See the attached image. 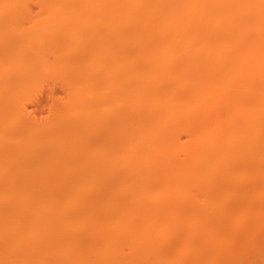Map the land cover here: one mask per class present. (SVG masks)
<instances>
[{
    "label": "bare ground",
    "instance_id": "1",
    "mask_svg": "<svg viewBox=\"0 0 264 264\" xmlns=\"http://www.w3.org/2000/svg\"><path fill=\"white\" fill-rule=\"evenodd\" d=\"M33 1L0 0V77L57 75L67 100L43 126L1 99L0 264H187L179 240L220 194L264 210L241 192L264 183L247 161L264 150V0ZM95 119L116 142L74 150Z\"/></svg>",
    "mask_w": 264,
    "mask_h": 264
},
{
    "label": "rangeland",
    "instance_id": "2",
    "mask_svg": "<svg viewBox=\"0 0 264 264\" xmlns=\"http://www.w3.org/2000/svg\"><path fill=\"white\" fill-rule=\"evenodd\" d=\"M38 1L40 0L33 1L34 13H37L40 10L39 7L37 6ZM5 38H6L5 35L0 33V45L4 44L2 42H5ZM18 75L19 74L14 73L12 77H10L11 79H13V81L11 80L12 82H10V80H7L10 78L7 77L3 78L2 76L0 77V79H2L0 81V96H1L0 102H3L4 100L5 101L10 100L12 101L13 105H11L12 104L11 102H9V105H11V107L13 106L14 109L15 103L13 101L19 102L22 99L20 102L23 103L24 101H26L25 103L28 104L29 110L32 111L33 115L38 120L39 122L38 124L41 125L44 124L43 126H45L47 123L51 124L49 122H52L57 115L54 114V110L55 109L58 110V108L60 110L65 108L64 105L67 100V91L63 81H61L60 78L57 77V75L47 76L44 78L38 77L37 72L35 70L30 76L27 77L26 80H19ZM15 87L16 89L14 90ZM21 88L22 91L19 93L18 89L21 90ZM11 89H13L14 91L18 90L19 94H17V92H13ZM34 96L37 98L35 99ZM32 98L34 99L33 101L31 100ZM1 99L4 100L1 101ZM1 105L2 106H0V111L3 112L5 107L8 105L5 106H3V104ZM11 107L8 106V109L4 111L10 113L11 110L9 111V109ZM12 112H15V110H13ZM230 113L231 111L228 108L227 104L222 106V108L218 112V120L224 124H230L229 122ZM81 117H83V120H87L89 118L86 115L85 116L75 115L73 118L78 120ZM91 123L92 124L90 125L92 126V128H90L89 125L82 124V122L79 123L78 126L82 124L81 125L82 128L80 129L81 138L78 140L83 141L84 144L81 145V143H78L77 140L71 144L73 145L72 148H74V150H80L83 147L84 151L87 150H88L87 152L98 151L97 153H99V151L101 152V150L110 149L112 144L116 142L115 134L117 132L118 126L116 124L113 125V124L103 123L96 119L93 120ZM109 139H111V141H108ZM68 140L70 141V139ZM117 143H118V138H117ZM258 151L260 153V150ZM262 151L264 152V150ZM263 152L262 154L264 155ZM255 154L257 155L256 152ZM262 156L259 159L254 160L253 162V159L255 158H251V154H250L249 156L250 159L248 158L249 160L247 161L249 163V161L251 160L250 164L251 162L253 163L251 164V166L253 165L252 168H254L253 169L254 173H252V175L250 174L249 176L252 177L253 174L256 175V173L258 175L259 174L264 175V161H263L264 158L262 159ZM38 159L41 161L42 157ZM248 166L250 165L248 164ZM49 180L51 179L49 178ZM226 181L224 180V182ZM61 182H63V180ZM225 186H227L228 188L230 187V189L233 187V185L231 184L230 185L226 184ZM241 192L249 196L250 195L254 196L256 198H263L264 183L259 184L248 190L245 189ZM220 195L221 196L218 195L219 196L218 202L215 201L214 203H208L206 204L207 206L206 205L204 206V209L207 208L206 209L207 213L205 212V215L203 214L204 209H202V211L199 212L200 215L197 213L198 211H196L197 214L195 213L193 217L194 224L192 228L188 230V232L184 236L185 240L183 238H182L183 239L182 242L181 240H179L180 243H184V245L183 244L180 245L179 243L180 246L183 245L181 247L182 248L181 251H183V248L186 249L185 253L183 251V253L186 254L185 257L184 255L183 256L181 255L183 260L185 259L187 260L184 263L264 264V210L262 211L256 209L250 205L240 208L238 207V204H232V206L227 207L226 205H224L225 201H222L224 200V198L222 200L220 198L222 197V195L224 196V194L222 193ZM225 208H227L226 211ZM223 209L227 213L226 215L222 214V212H224L222 211ZM206 217H208L209 219L211 218V220L207 221ZM186 240L187 243L184 242ZM166 246L167 244H165L164 248H166ZM170 246L171 244H169L167 248L169 249ZM171 249L172 247H170V250ZM170 250L165 252L169 253ZM165 254L167 255V253ZM167 264H175V263H167Z\"/></svg>",
    "mask_w": 264,
    "mask_h": 264
}]
</instances>
